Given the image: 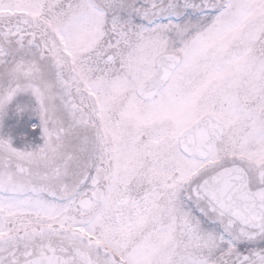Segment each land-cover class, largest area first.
<instances>
[{
    "label": "snow or ice",
    "instance_id": "obj_1",
    "mask_svg": "<svg viewBox=\"0 0 264 264\" xmlns=\"http://www.w3.org/2000/svg\"><path fill=\"white\" fill-rule=\"evenodd\" d=\"M0 264H264V0H0Z\"/></svg>",
    "mask_w": 264,
    "mask_h": 264
}]
</instances>
